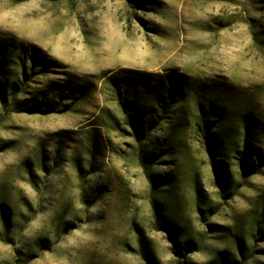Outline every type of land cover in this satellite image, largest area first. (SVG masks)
I'll return each instance as SVG.
<instances>
[{"label": "rangeland", "instance_id": "1", "mask_svg": "<svg viewBox=\"0 0 264 264\" xmlns=\"http://www.w3.org/2000/svg\"><path fill=\"white\" fill-rule=\"evenodd\" d=\"M0 264H264V0H0Z\"/></svg>", "mask_w": 264, "mask_h": 264}, {"label": "trees", "instance_id": "2", "mask_svg": "<svg viewBox=\"0 0 264 264\" xmlns=\"http://www.w3.org/2000/svg\"><path fill=\"white\" fill-rule=\"evenodd\" d=\"M186 87L187 89L185 87H179L176 85V82L172 84L169 90V97H164L159 101V106L162 108L163 112L170 113V110L174 109L177 105L183 106L187 99L190 98V95L194 97V94H191L194 90L189 91V87ZM195 93L197 94L195 96L199 95L200 97L199 93ZM212 114L219 119L214 122V125L210 126L208 124V118ZM192 115H194L195 119L194 127L197 128L204 139V144L209 154L213 155L216 150L222 149L229 144L230 129L229 125H226L227 123L225 122L228 113L224 111V108L218 105L217 102L211 99L207 102V106L197 103L196 107L193 106L191 116ZM125 116L127 123L133 127L136 133V139L140 144L147 146L148 142L146 140L150 137L151 128H149L148 133L145 134L143 131L145 126L135 123L139 120V116L131 113V111H126ZM254 127H259L258 120H254ZM213 167L215 169V163Z\"/></svg>", "mask_w": 264, "mask_h": 264}]
</instances>
